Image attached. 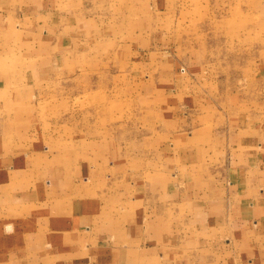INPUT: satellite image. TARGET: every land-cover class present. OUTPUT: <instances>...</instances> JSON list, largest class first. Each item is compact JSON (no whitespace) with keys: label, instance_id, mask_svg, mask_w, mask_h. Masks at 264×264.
<instances>
[{"label":"crops","instance_id":"0c3cea01","mask_svg":"<svg viewBox=\"0 0 264 264\" xmlns=\"http://www.w3.org/2000/svg\"><path fill=\"white\" fill-rule=\"evenodd\" d=\"M60 1L54 0L51 11L36 12L33 17L37 27L50 20L67 27L72 17L62 14L68 11L79 25L69 43H57L70 47L51 48V68L64 66L66 54H72L74 61L81 54L90 55V60H116L118 66L131 61L129 77L140 79L141 84L134 81V85L144 89V94L137 90L131 101L133 107L135 102L144 104L139 113H133L134 122L143 123L151 132H120L102 121L95 132L73 136L69 144L57 137L47 146L45 139L41 141L37 133L29 131L23 117L2 118L0 123L14 126L10 129L15 144H7L6 134L0 135V190L11 193L8 204L19 205L22 213L9 234L11 240L5 238L0 245V264H264V119L252 121L251 107L230 98L226 149L216 137V121L212 124L213 119L207 122L201 115L190 120V83L170 82L177 74L166 68L162 58L165 62L170 58L173 41L167 33L172 28L166 30L156 23L155 10L142 0H84L91 2L84 3L86 8L97 10L81 19L75 0ZM138 14L146 18L141 22ZM128 22L131 29H126ZM74 44L82 48L76 51ZM112 45L117 52L108 49ZM136 45L146 52L149 71L141 70L142 53L133 57L130 50ZM32 49L38 56L44 55L40 45ZM7 75L12 73L0 75V98L4 99L0 108L13 110V97H1L7 85L11 86ZM179 88V99H187L175 106ZM127 90L134 92L131 87ZM179 108L181 115L173 114ZM219 111L216 109V116ZM190 125L193 132L189 133ZM208 126L213 133L202 135L209 131ZM123 141H127L126 147ZM208 146H213V154ZM224 154L229 157L223 174L225 178L229 173L226 203L222 202L224 191L217 186L215 161L209 164L202 159ZM130 157H135L132 167ZM175 170L186 180L182 190L173 184ZM186 189L189 191L182 195ZM172 206L188 207V212L168 214ZM195 234L212 237L213 248L199 250L192 257L186 253L189 245L184 248V244ZM178 250L183 253L180 261L176 259ZM204 252L212 254V259L203 258ZM244 256L248 259L243 260Z\"/></svg>","mask_w":264,"mask_h":264},{"label":"rangeland","instance_id":"374dc122","mask_svg":"<svg viewBox=\"0 0 264 264\" xmlns=\"http://www.w3.org/2000/svg\"><path fill=\"white\" fill-rule=\"evenodd\" d=\"M75 1L81 19L91 16V12L95 13L97 10L95 7H85L84 3L89 5L90 1ZM60 2L69 3L68 0ZM55 4L54 0H0V75L3 76L4 72L12 73L11 76L7 75V81L11 79V86L7 85L1 97H13V110L0 108V120L5 117H23L29 131H32V134L37 133L36 136L41 141L45 139L47 146H52L57 137L61 138L63 143L69 144L73 136L80 138L95 132L102 121L107 128L119 129L120 132L132 131L133 134L142 135L151 132L143 123L134 122L133 113H139L144 104L135 102L134 107L131 105L138 90L134 81L141 84L140 79L138 81L133 75L129 77L131 61H125L118 66L116 60H105L109 64L107 65L101 59L90 60L91 56L87 54L76 56L75 61L72 54H66L64 66L61 64L59 68H51V48L53 47L54 51L60 46L70 47L65 43L60 46L57 43H69V39L75 37L72 31L79 27L73 19V14L68 11H63L62 15L72 17L70 26L64 27L62 23L56 26L53 25V20H50L47 25L37 27L33 19L34 13L51 11ZM142 4L155 10L152 12L153 19L157 24H161L163 29L172 28L167 33V38H172L173 41L169 49L171 55L166 62L162 58V63L166 68H173L177 74V77L170 81L172 84L176 85L180 81L182 84L189 82L192 86L190 98L188 96L190 120L193 116L201 115L206 116L204 120L207 122L213 119V124L216 121V137L227 149L229 142H226V128L229 126L230 98L233 103L246 102L251 107L252 121L256 118L264 119V0H142ZM10 10L13 11L12 14ZM142 18L146 17L138 14L139 21L142 22ZM153 19L151 17V21ZM131 24L134 25L133 22ZM129 25L130 22L126 24V29H131ZM155 35L158 33L155 32ZM28 38L33 39L24 45L22 42ZM39 45L44 50L42 56L33 53L32 48ZM83 47L85 48V45ZM80 48V44H74L76 51ZM108 49L116 51L117 48L112 45L108 46ZM141 49L136 45V48L130 51L134 53L133 57L142 53L143 60H139V64L143 66L141 70L146 71L148 59L146 52ZM62 50L68 52L67 48ZM127 51L129 50H125ZM85 60L89 62L87 67ZM139 68L140 66L134 70V74ZM117 71L121 75L115 77ZM195 85L200 88L193 89ZM129 87L134 90L132 94L127 92ZM177 90L174 100L178 103L175 106H179L181 101L186 103L184 99H187H179L180 88ZM138 91L144 94V89ZM190 102L194 104L190 105ZM216 109L220 110V116H216ZM234 110L233 108V112ZM173 114L181 115L180 108ZM184 116L187 118L185 113ZM136 120L141 119L136 117ZM161 126L158 125L157 128ZM212 126H208L209 131L204 130L202 135L212 134ZM11 127L14 126L0 123V135L6 134L5 142L14 145L15 141L11 140ZM188 132H193L191 125L188 126ZM126 143L127 141H123L124 147L127 146ZM213 149V146H208L211 153ZM217 149L216 146V153ZM192 156L200 160V156ZM128 159L132 167L135 157ZM202 159L209 164L212 159L215 161L216 181H220L217 186L224 191L222 202L226 203L230 194L229 173H226L225 178L223 174L229 165L228 155H208ZM179 174V170L173 172V184L182 190L186 180ZM19 178L20 176L18 180ZM188 184L192 186L193 182ZM187 191L189 189L181 194L184 195ZM10 194L0 190V245L5 238L11 240L12 236L9 234L13 233L14 223L22 213L19 205L8 204ZM205 209L208 211L207 207ZM170 210L167 211L168 214L176 211L188 212V207L172 206ZM207 230L212 233L210 228ZM192 239L195 241L189 242ZM212 240L208 235L195 234L185 242L184 248L189 245L186 253L195 257L193 254L199 250L210 251ZM214 245L221 250V246L218 247L216 243ZM205 252L201 253L202 257L211 260L212 254ZM176 255V259L180 261L183 253L178 250ZM242 258L247 260L248 256Z\"/></svg>","mask_w":264,"mask_h":264}]
</instances>
